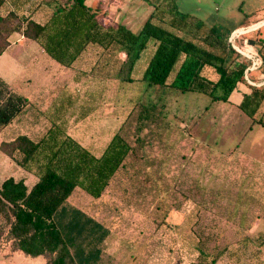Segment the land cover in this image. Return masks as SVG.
<instances>
[{
  "label": "rangeland",
  "instance_id": "374dc122",
  "mask_svg": "<svg viewBox=\"0 0 264 264\" xmlns=\"http://www.w3.org/2000/svg\"><path fill=\"white\" fill-rule=\"evenodd\" d=\"M172 2L174 11L215 26L223 37L264 17V0ZM18 39L10 38L9 52L17 62L13 72L19 75H12L9 66L4 69L6 81L12 83L9 87L31 101L45 100L48 107L66 93L67 117L62 112L61 120L74 138L84 131L82 137L89 138L91 130L106 123L113 90L119 112L127 111L125 117L119 115L121 124L145 97L144 86L113 89L80 74L86 68L84 59L78 64L81 69L64 68L42 53L37 43ZM237 39L236 46L243 50V39ZM148 55L144 53L135 75ZM176 95L159 99L158 91H150L152 100H165L161 105L165 116L145 137L137 160L133 161L134 155L128 157L100 198L77 188L68 199L69 208L82 211L108 230L97 264H205L214 259V264H264V128L231 102L211 101L194 92L185 93V100ZM130 97L132 103L127 104ZM182 106L195 114L184 118ZM16 134L6 130L0 139ZM4 161L0 160V182L11 174L19 178L13 162ZM152 175L159 178L147 180ZM0 264L48 263L45 257L13 252L10 242L4 241Z\"/></svg>",
  "mask_w": 264,
  "mask_h": 264
},
{
  "label": "trees",
  "instance_id": "16d2710c",
  "mask_svg": "<svg viewBox=\"0 0 264 264\" xmlns=\"http://www.w3.org/2000/svg\"><path fill=\"white\" fill-rule=\"evenodd\" d=\"M29 1L34 9L50 12L46 22L19 9L3 11L5 0H0V56L10 45V36L19 33L37 43L61 67L80 68L84 59L82 76L130 83L141 52L148 41L155 43L140 79L145 97L135 103L101 156L95 157L57 128L49 129L37 142L18 135L0 143V152L36 179L31 186L23 178L13 177L0 183V245L9 241L13 252L45 257L48 264H97L108 230L82 211L68 207L74 191L80 188L100 198L128 157L134 155L133 161L137 160L145 137L165 116V100H152L150 91H158L159 99L194 92L211 101L227 102L237 84L244 83L246 67L238 62L241 56L231 47L229 37L221 36L215 26L174 11L172 0L157 5L143 0L152 10L138 33L119 23L105 25L108 10L100 1L91 6L86 0ZM239 39L260 46L255 72L264 74V26ZM249 88L252 92L238 108L264 128V85ZM28 104L27 97L0 78V132ZM153 178L159 177L147 176V180ZM173 204L178 205L174 200ZM214 263L215 259L205 264Z\"/></svg>",
  "mask_w": 264,
  "mask_h": 264
},
{
  "label": "crops",
  "instance_id": "0c3cea01",
  "mask_svg": "<svg viewBox=\"0 0 264 264\" xmlns=\"http://www.w3.org/2000/svg\"><path fill=\"white\" fill-rule=\"evenodd\" d=\"M97 1L102 2L103 8L108 10V17L103 19V23L105 25H109L112 23H119L129 30H131L134 33H138L145 21L148 19V16L151 12L149 7L147 6L146 3L143 2V0H86V5L91 6L94 5ZM18 5V6H16ZM33 3H31L29 0H5L4 5H3V11H17L18 9L20 10V13H28L31 14V17H34L36 21L44 23L50 16V12L42 7H38L37 9L33 8ZM264 20V17L251 22L250 24L243 25V26H238L236 30H241L245 29L248 27H251L260 21ZM232 32V33H233ZM17 37H20V39L29 41L22 37L19 33H13L10 38L11 39H17ZM18 39L19 41H21ZM241 42V41H239ZM35 43V42H33ZM242 43V42H241ZM243 49L244 52L247 54L251 55L255 62L258 63V55H259V49L260 46L257 45L254 41L250 39H243L242 45H240ZM13 45H9L8 48L6 49L5 52L0 56V78L3 79L8 85L12 84L6 81L7 78V73L5 72L6 66L10 67V72L12 73L14 69L16 70V64L17 62L14 60V58H11V53L12 55L14 54L13 52H9V49H11ZM16 47V46H15ZM38 48L41 50L42 53L43 50L38 46ZM17 49V47H16ZM155 49V43L153 41H148L146 48L141 52L140 58L137 60L134 70L132 73V78L134 79L133 82H113V81H99V82H104L108 86H112L113 89L118 85L119 87L122 86H131V85H138V86H144V83L140 80L141 76L148 64V61L150 57L152 56L153 52ZM148 52V58L145 59L144 64L139 68L140 74L135 75L134 71L137 69L138 64L141 62L144 53ZM45 54V53H44ZM240 55V54H239ZM241 57L238 59V62L242 64L244 67H246V71L249 70L252 66V60H249L247 57L240 55ZM12 75H19V73L15 74L14 72ZM248 80L252 83H260L264 81V74H260L258 72H255V69L250 71L248 74ZM11 81V80H10ZM60 82V85H64L65 82L64 80L57 79L56 82ZM13 82V79H12ZM64 82V83H62ZM48 85V84H47ZM46 85V86H47ZM249 83L244 82V83H239L231 93L229 99L227 102H231L235 106H239L244 98L245 95H248L252 92V90L249 88ZM251 87V86H250ZM66 91V90H64ZM63 91V92H64ZM17 92V91H16ZM60 92V91H59ZM115 90H113V94L111 97H109L110 102L108 103V112H107V121L106 123H103L101 126L98 128L95 127V129L91 130L89 133V138L87 137H82L84 136L83 134L86 133V131L83 132L82 135L79 134V136L74 138L72 135H70L69 131L67 130L65 122L61 120L62 117V112L64 114V118H66V104H67V94L66 93H60L58 98L54 100L53 105L50 107L46 106L45 100L41 99L38 103V101L33 100L31 101L28 97L29 104L28 106L23 109V111L3 130L0 132V136L4 134L6 130L8 131H17V134L13 137L9 138H1L0 143L2 141H10L13 138H15L18 135H26L29 137L32 141L37 142L41 139H43L47 133V131L51 128H57L61 131H63L67 136L71 137L74 141H76L81 147L85 148L87 151H89L92 155L95 157L101 156V154L104 152L106 149L107 145L111 141L112 137L115 135L116 131L119 129L121 125V121L119 120V115L123 114V117H125V113L127 111L119 112V106H116V96L114 94ZM18 93V92H17ZM20 94V93H19ZM63 94V98L61 96ZM21 95V94H20ZM176 95V94H174ZM24 96V95H22ZM178 99L185 100L183 99L184 94H177L176 95ZM26 97V96H24ZM132 97H130L129 101L127 104L132 103ZM186 106V105H185ZM185 106H182L181 108V113L185 117H190V115L195 114L193 113L192 109H189ZM117 107V108H116ZM31 108L35 109L36 112H33ZM127 109L128 107L125 106ZM190 110V111H189ZM56 111V113H55ZM88 118V117H87ZM82 132V131H81ZM88 133V132H87ZM94 134H102L101 137H92ZM9 159L7 156H5L2 152H0V160L2 161V164L5 162L4 160ZM11 161V160H10ZM0 164V165H2ZM15 167L17 168V173L20 175L19 178H16L14 174L9 175L8 177H13L15 179H20L23 178L27 185L30 183L28 186L32 185V182H35V177L24 170H22L20 167H18L15 163H13ZM20 170V171H19ZM1 172V171H0ZM20 172V173H19ZM6 177V178H8ZM5 178V179H6ZM35 179V180H34ZM4 180V179H3ZM2 180V181H3ZM1 181V182H2ZM0 182V183H1ZM33 182V183H34Z\"/></svg>",
  "mask_w": 264,
  "mask_h": 264
},
{
  "label": "water",
  "instance_id": "95a60500",
  "mask_svg": "<svg viewBox=\"0 0 264 264\" xmlns=\"http://www.w3.org/2000/svg\"><path fill=\"white\" fill-rule=\"evenodd\" d=\"M263 26H264V20L260 21L259 23L255 24V25H253L251 27L235 31L229 37V43H230L231 47L233 48V50L235 52H237L238 54L247 57L249 60H252L251 68L249 70H247V71L245 70V73H244V82H248L251 87H261V86L264 85V81L260 82V83H252V82H250L248 80V74L250 73V71H252V70H254L256 68V62H255L254 58L251 55L247 54L246 52H244L243 50L239 49L236 46L235 40L238 37H240V36L248 35V34L254 32L256 30H259Z\"/></svg>",
  "mask_w": 264,
  "mask_h": 264
},
{
  "label": "built area",
  "instance_id": "2783aa9c",
  "mask_svg": "<svg viewBox=\"0 0 264 264\" xmlns=\"http://www.w3.org/2000/svg\"><path fill=\"white\" fill-rule=\"evenodd\" d=\"M257 64V63H256Z\"/></svg>",
  "mask_w": 264,
  "mask_h": 264
}]
</instances>
